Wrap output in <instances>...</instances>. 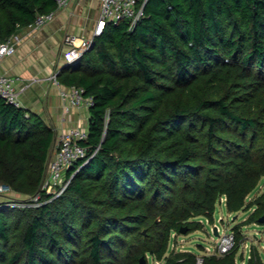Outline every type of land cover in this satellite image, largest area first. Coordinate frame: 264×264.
I'll return each mask as SVG.
<instances>
[{"label": "trees", "instance_id": "16d2710c", "mask_svg": "<svg viewBox=\"0 0 264 264\" xmlns=\"http://www.w3.org/2000/svg\"><path fill=\"white\" fill-rule=\"evenodd\" d=\"M56 7L0 0V42ZM93 41L57 75L93 99L58 195L43 187L53 128L0 96V264H198L177 233L219 203L264 212V190L247 202L264 178V0H146ZM236 232L201 264H237ZM248 264H264L255 248Z\"/></svg>", "mask_w": 264, "mask_h": 264}, {"label": "crops", "instance_id": "0c3cea01", "mask_svg": "<svg viewBox=\"0 0 264 264\" xmlns=\"http://www.w3.org/2000/svg\"><path fill=\"white\" fill-rule=\"evenodd\" d=\"M54 16L32 29L18 44L14 53L0 63V74L15 77L19 100L27 112L38 114L55 133L50 150L53 156L59 135L73 125L88 128L89 110L85 106L64 112V100L50 75L64 66L66 34L91 36L100 12V0H67L53 10ZM30 29L25 27V30ZM24 31V30H23Z\"/></svg>", "mask_w": 264, "mask_h": 264}, {"label": "built area", "instance_id": "2783aa9c", "mask_svg": "<svg viewBox=\"0 0 264 264\" xmlns=\"http://www.w3.org/2000/svg\"><path fill=\"white\" fill-rule=\"evenodd\" d=\"M67 0H57L58 4H64ZM146 0H100V12L91 36H76L66 34L64 41L66 49L63 51L64 64L75 67L80 61L83 53L94 46V36L100 34L108 20L118 21L126 18L132 26L143 13V4ZM54 16L53 11L38 13L34 21L24 28L13 32L8 38L0 42V63L7 55L14 53L18 44L32 30L36 29ZM24 30V31H23ZM29 31V32H28ZM59 69L50 75L51 81L59 87L60 95L64 100V112L68 113L73 107H89L93 104L91 96L84 94L81 85H65L58 79ZM15 77L9 74H0V96L7 102L16 106H21L19 100V90L15 85ZM88 136V128L81 125H73L64 130L58 138L57 147L50 158L43 187L54 196L61 193L66 187L69 179L66 178L65 170L74 161L82 158L86 154V147L80 143ZM54 188L55 190H53ZM51 189V190H50ZM10 188L6 184H0V192H9ZM36 199V198H35ZM19 204V203H18ZM235 242L234 232H227L218 241L219 252L229 251ZM197 263H202V256H197Z\"/></svg>", "mask_w": 264, "mask_h": 264}, {"label": "rangeland", "instance_id": "374dc122", "mask_svg": "<svg viewBox=\"0 0 264 264\" xmlns=\"http://www.w3.org/2000/svg\"><path fill=\"white\" fill-rule=\"evenodd\" d=\"M52 189L55 190L54 188ZM263 190L264 178L260 180L258 187L248 195L247 202ZM7 198L8 197L5 199ZM247 207L238 211H228L224 205L219 203L215 209L212 222L204 221L201 227L190 231H185L183 229L175 235V239L171 244L172 247L181 250L192 249L196 251L200 257L204 254L211 253L223 254L222 252H219L217 246L219 239H221L227 232L232 231L235 234L238 230L241 236L236 251L237 264H248V259L253 254L254 248L264 259V222H259L257 219L250 217V214L255 207ZM214 227L217 228L219 232L218 235L214 234ZM150 263L163 264L160 260H151Z\"/></svg>", "mask_w": 264, "mask_h": 264}, {"label": "water", "instance_id": "95a60500", "mask_svg": "<svg viewBox=\"0 0 264 264\" xmlns=\"http://www.w3.org/2000/svg\"><path fill=\"white\" fill-rule=\"evenodd\" d=\"M259 222H264V212L258 217ZM214 234L218 235L219 232L216 227L213 229ZM138 264H146V258L144 255H141L138 261Z\"/></svg>", "mask_w": 264, "mask_h": 264}, {"label": "clouds", "instance_id": "9594fccd", "mask_svg": "<svg viewBox=\"0 0 264 264\" xmlns=\"http://www.w3.org/2000/svg\"><path fill=\"white\" fill-rule=\"evenodd\" d=\"M199 256V255H198Z\"/></svg>", "mask_w": 264, "mask_h": 264}]
</instances>
